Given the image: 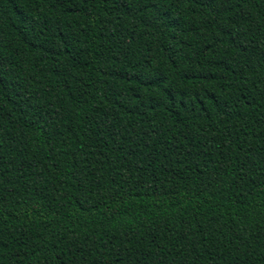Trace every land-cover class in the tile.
<instances>
[{"label": "trees", "instance_id": "1", "mask_svg": "<svg viewBox=\"0 0 264 264\" xmlns=\"http://www.w3.org/2000/svg\"><path fill=\"white\" fill-rule=\"evenodd\" d=\"M0 264H264V0H0Z\"/></svg>", "mask_w": 264, "mask_h": 264}]
</instances>
